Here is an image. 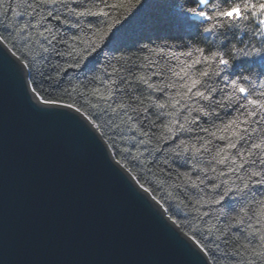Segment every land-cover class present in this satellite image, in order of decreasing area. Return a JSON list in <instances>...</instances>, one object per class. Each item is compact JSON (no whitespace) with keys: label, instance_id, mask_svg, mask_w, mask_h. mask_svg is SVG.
<instances>
[{"label":"snow or ice","instance_id":"snow-or-ice-1","mask_svg":"<svg viewBox=\"0 0 264 264\" xmlns=\"http://www.w3.org/2000/svg\"><path fill=\"white\" fill-rule=\"evenodd\" d=\"M143 5V0H129L126 11L131 17ZM117 8L109 0H0V24L8 39L22 42L18 48L8 44L20 57L7 59L21 77L26 69L35 85L21 79L25 95L31 93L30 102L40 112L68 115L57 111L67 108L97 130L137 133L132 137L138 153L134 160L147 152L169 168L187 166L185 187L201 194L210 188L212 196L201 200L219 206L217 221L224 218L222 227L209 225L207 231L219 232L225 243L236 239L239 247L230 254L239 257L235 264H264V0H189L178 22L204 47L188 41L183 47L190 50L177 52L167 43L139 45L148 55L112 56L103 74L89 79L94 86L87 93L65 88L73 76L87 78L94 72L102 50L114 44L117 26L120 32L125 29L113 15ZM3 43L6 38L0 35ZM58 92L94 98L86 103L97 117L42 95ZM104 115L108 119L97 123ZM217 166L227 171L218 172ZM191 239L208 250L195 235Z\"/></svg>","mask_w":264,"mask_h":264},{"label":"water","instance_id":"water-1","mask_svg":"<svg viewBox=\"0 0 264 264\" xmlns=\"http://www.w3.org/2000/svg\"><path fill=\"white\" fill-rule=\"evenodd\" d=\"M0 49V264H212L84 116L32 106Z\"/></svg>","mask_w":264,"mask_h":264},{"label":"trees","instance_id":"trees-1","mask_svg":"<svg viewBox=\"0 0 264 264\" xmlns=\"http://www.w3.org/2000/svg\"><path fill=\"white\" fill-rule=\"evenodd\" d=\"M109 2L118 5L113 15L122 21L125 29L120 32L121 25L117 26L114 44H109L102 50L94 72L88 73L87 78L83 75L73 76L70 82H65V88L71 89L73 86H76L79 88L80 93H87L94 86L88 82L89 79L94 75H102L103 68L112 56L120 55L121 53H134L139 56L148 55L146 52L139 51V45L148 44L150 47H157L167 43L175 45L176 47L173 50L177 52L190 50L183 47L188 41H191L197 47L205 46L194 36L188 34L178 22V16L183 8L189 6V0H143L144 5L141 10L139 8L135 9L131 17L126 11L129 6V0H109ZM137 12L139 13L136 14ZM22 19H27V17ZM51 23L53 25L57 24L55 20H52ZM67 31L70 34L75 32L74 29H67ZM0 35L5 36V44L7 46L13 43L16 44L17 48L22 46V42L8 39V32L3 24H0ZM11 50L15 55L20 57V52L16 48H11ZM37 58L39 59V57ZM53 59L55 60L56 58ZM172 63H175V61H172ZM35 78L37 82L40 81L39 76ZM29 79L31 86H35L32 84V77L29 76ZM43 87L47 88L46 82L43 84ZM37 90L39 91L40 89L38 88ZM42 95L45 99L55 98L62 103H74L83 112L91 114L94 119L97 117V110L86 103L89 100L93 103L95 102L94 98L88 95L73 94L71 98L59 92L51 97L46 93H42ZM227 118L224 117V119ZM107 119L108 116L104 115L101 119L97 120V123L103 124L104 120ZM116 122L119 123V121ZM204 127H209V125L205 124ZM98 131L106 132L102 137L107 142L116 160L123 166L127 164L128 167L126 169L130 168V173L139 181V184H144L145 189H150L148 192L163 206L168 216L175 221L180 229L190 237L195 235L202 244L206 245L208 250L205 252L212 264H235L239 260V257L230 255L234 248L239 247L234 237L229 243H225L219 232L213 231L209 233L207 231L209 225L214 224L222 227L224 218L221 217L217 221L216 217L219 215L217 208L219 206H209L201 200V196H203L204 200L212 196L210 188L205 189V192L201 194L195 189L185 187L187 182L184 181L182 174L190 172L187 166L173 164L169 168L163 163L162 159L154 161L147 152H144V155L139 160H134L132 157L137 156L138 153L136 151V142L132 137L138 135L137 133L127 130H118L113 133L111 129H101ZM140 147L141 151H143V146ZM125 149H131V151L128 152ZM217 171L226 172L227 169L224 166H217ZM191 174L194 175V173ZM178 175L180 176L179 180L177 179ZM225 179H229V182H231L235 177H225ZM177 184L180 187H177ZM256 191L259 193L261 189H256ZM198 200L201 202L197 203ZM236 207H239V202H236ZM204 212H208L209 216H203ZM231 215L234 216L235 212H231ZM218 236L221 238L217 239ZM245 242L243 239L240 240V243Z\"/></svg>","mask_w":264,"mask_h":264}]
</instances>
